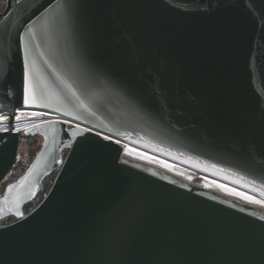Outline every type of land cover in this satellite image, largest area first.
I'll return each instance as SVG.
<instances>
[{"label":"water","instance_id":"obj_1","mask_svg":"<svg viewBox=\"0 0 264 264\" xmlns=\"http://www.w3.org/2000/svg\"><path fill=\"white\" fill-rule=\"evenodd\" d=\"M21 35L34 82L58 94L48 107L23 102ZM17 109L89 131L72 136L63 121L16 131ZM1 111L10 122L0 130V182L22 137L42 142L0 192V220L15 218L0 225V264H264L263 206L97 135L139 140L264 189V0H19L0 20Z\"/></svg>","mask_w":264,"mask_h":264},{"label":"built area","instance_id":"obj_2","mask_svg":"<svg viewBox=\"0 0 264 264\" xmlns=\"http://www.w3.org/2000/svg\"><path fill=\"white\" fill-rule=\"evenodd\" d=\"M18 1L19 0H0V20H2V18L8 13L10 8L13 7ZM19 110H23V109H19ZM3 113H5L6 116L9 117V120L6 122V124L0 123V128L8 127L9 122H10L9 111H1L0 112V114H3ZM12 118H13L12 119V126H13V130H15V128H16L15 126L17 123L15 121V115L14 114H13ZM60 118L64 122L68 121V123H66V125H68L72 128L76 127V125H79L82 128L83 127L88 128L87 126L81 124L80 122L69 119L67 117L62 116ZM106 135L111 136L112 139L119 140L122 143L123 153L125 155H128V156L133 157V158H138L140 160H144L146 162L158 165L157 163L152 161V159H150V158L158 156L157 152L152 151V148H154V147H152L150 145H149V147L143 146L140 144L138 145L136 142H134V139L123 136V135H108V134H106ZM155 149H157V148H155ZM129 150H131V151H129ZM157 150H159V149H157ZM159 151L167 153V152L162 151V150H159ZM141 153H143L144 155L142 156ZM171 157L170 156H168V157L162 156L159 158H162L165 163H167L168 165H171L172 167H168V166L166 167V166H161V165H158V166H160V167H162V168H164L170 172L178 174V175L186 178L187 180H190V181L197 183L201 186H205L206 184H209L210 186H208V188H213L215 190L226 193L230 196H234L240 200H244V199L241 198L240 196L233 195L232 193L221 189V187H219V185H225L227 188H235L237 191L245 192L248 195H254L257 198H262L260 196L261 189L253 187V186H251V185H249V184H247L241 180H238L234 177H231L227 174L218 172L216 170H204V169H201V168L195 166V164H193V163L192 164L184 163V162H181L180 160L178 161V159L176 160V158H174L173 156H171ZM189 177H191V179H189ZM213 182H215V183H213ZM244 201H246V200H244ZM246 202H248V201H246Z\"/></svg>","mask_w":264,"mask_h":264},{"label":"snow or ice","instance_id":"obj_3","mask_svg":"<svg viewBox=\"0 0 264 264\" xmlns=\"http://www.w3.org/2000/svg\"><path fill=\"white\" fill-rule=\"evenodd\" d=\"M30 31V38L34 37V33ZM29 39H26L25 36L21 35L20 36V42L23 46V50H24V97H23V102L25 105H33V104H38L40 106H45L48 107L50 106V101L53 99V96L56 95L57 98L58 94H54V93H48L45 94L44 90L40 88V85L38 82H34V78L32 77V70L35 68V61H30L29 60V56H30V47H29ZM49 67H51V65H49ZM62 83H64L65 87L68 89L69 92H71V94L79 101V96L77 95L76 92V88L74 86V83L69 82L66 79H62ZM79 106L82 108L87 109V105L84 104L83 101H79ZM67 114L71 115L72 112L69 111ZM15 121L17 123V125L19 124V122H21V120L25 117H40L43 115H47V113H42V112H24L21 111L19 109L15 110ZM77 119H79L80 117L77 116ZM9 120L8 116H3L0 115V123H4L6 124V122ZM41 123H45L44 121H41ZM48 126L51 128H54L55 126V121L52 122H47ZM65 123H68V121H65ZM40 125H32V127H39ZM0 130L3 131H7L8 128L7 127H3L0 128ZM16 131H19V128L16 127L15 128ZM89 131V129H81L79 125H76L75 129H73L72 131V136H76L78 133H82V132H87ZM98 136H100L103 140H108L111 141L112 137L111 136H104L102 133H97ZM116 144H119L120 141L116 140L115 141ZM127 150V149H126ZM131 151V150H129ZM141 155L143 156L144 154L141 153ZM154 159V157L152 158ZM161 163H165L164 161H161ZM168 167H172L171 165H166ZM27 178L25 177L24 180H26ZM189 179H191V177H189ZM24 180L21 181V183L24 182ZM215 183V182H213ZM206 187L210 186L209 184L205 185ZM13 187H15L14 185H9V193L12 191ZM219 187L221 188H226L225 185H219ZM226 190L230 193H232L233 195H237L240 196L241 198H243L244 200L248 201L251 204H255V205H260V206H264V189H262L260 191V196L262 198H257L254 195H248L245 192H240L237 191L235 188H226ZM4 203H8L9 202V198L8 196H5L3 198ZM13 207L15 208V215L17 217L23 218V213L19 210L18 204L17 203H13ZM11 211V209H9ZM4 211L3 208H0V213H2ZM253 215H255L253 213ZM260 219H264V216H261Z\"/></svg>","mask_w":264,"mask_h":264},{"label":"trees","instance_id":"obj_4","mask_svg":"<svg viewBox=\"0 0 264 264\" xmlns=\"http://www.w3.org/2000/svg\"><path fill=\"white\" fill-rule=\"evenodd\" d=\"M21 141L25 142L27 149H32L36 146V140L33 137H22L20 140V144H21ZM19 147H20V145H19ZM19 149H18L16 159H15L11 169L9 170L8 174L6 175V177L11 176L12 181L15 180L18 176H20L22 174V172L24 171V169L27 167V165L30 162L29 161L28 163H26V165L24 162H22ZM34 155H35V153H34ZM34 155H32V156H34ZM53 178H54V175L52 174L51 176H49L48 178H46L44 180V182L41 185V188H42L41 192L36 196V198L33 201H31L30 203H28L24 206V209H23L24 213H28L30 210H32L40 202V200L43 198L44 194L49 189ZM14 220H15V218L13 216L6 217V218L0 220V225L10 223Z\"/></svg>","mask_w":264,"mask_h":264},{"label":"rangeland","instance_id":"obj_5","mask_svg":"<svg viewBox=\"0 0 264 264\" xmlns=\"http://www.w3.org/2000/svg\"><path fill=\"white\" fill-rule=\"evenodd\" d=\"M0 115H3V116H6V114L5 113H3V114H0ZM26 118H32V117H25V119ZM35 140H36V146L34 147V148H32V149H27V147H26V145H25V142L24 141H21V144H20V157H21V159H22V162H24L25 163V165H26V163H28L29 161H31V159H32V155H34V153H36L37 151H38V149L40 148V146H41V142H42V140H41V138L40 137H33ZM134 142H136L138 145L140 144V145H143V146H147V147H149V145L148 144H146V143H144V142H142V141H139V140H135L134 139ZM151 149V148H150ZM152 151L153 152H157L158 153V156H156V157H154V159H152V158H150V159H152V161H154L155 163H157L158 165H161V166H166V165H168L167 163H161V161H164L162 158H159V157H162V156H166V157H168V156H173L174 158H176V160L178 159V161L180 160L181 162H184V163H188V164H195V166H197V167H199V168H201V169H204V170H213V169H210V168H207V167H204V166H202V165H199V164H197V163H194V162H192V161H190V160H187V159H184V158H182V157H179V156H176V155H173V154H170V153H164V152H161V151H159V150H157V149H155V148H152ZM163 154V155H162ZM172 158V157H171ZM167 167V166H166ZM12 180H11V176H9V177H5L1 182H0V192H2L3 191V189L5 188V186L9 183V182H11ZM243 184V183H242ZM227 188V187H226ZM226 188H221V189H223V190H226ZM227 191V190H226Z\"/></svg>","mask_w":264,"mask_h":264},{"label":"flooded vegetation","instance_id":"obj_6","mask_svg":"<svg viewBox=\"0 0 264 264\" xmlns=\"http://www.w3.org/2000/svg\"><path fill=\"white\" fill-rule=\"evenodd\" d=\"M21 111L24 112H42V113H47V115H43L40 117H32V118H23L21 122H19V124L15 127L19 128V131L22 132L24 129L31 127L32 125H37L40 124L41 121L44 122H49V121H63L60 117H62V115L56 114V113H52L49 111H43V110H37V109H23ZM64 122V121H63ZM67 127H70L67 125ZM33 137H37V136H33ZM55 175V174H53Z\"/></svg>","mask_w":264,"mask_h":264}]
</instances>
